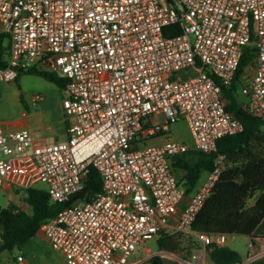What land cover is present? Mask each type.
Returning a JSON list of instances; mask_svg holds the SVG:
<instances>
[{"label":"built area","instance_id":"2783aa9c","mask_svg":"<svg viewBox=\"0 0 264 264\" xmlns=\"http://www.w3.org/2000/svg\"><path fill=\"white\" fill-rule=\"evenodd\" d=\"M0 35L7 61L0 79L37 69L64 81L66 141L36 145L29 130L0 127V193L42 183L53 202L70 203L40 229L66 264H131L140 246L166 233L190 235L206 248L225 245L229 235L192 225L226 156L192 195L172 161L215 153L220 139L243 131L223 87L250 46L253 76L241 88L242 108L264 118V0H0ZM180 121L193 149L167 136ZM90 167L102 191L73 200ZM2 233L0 225V245ZM261 257L251 244L245 264Z\"/></svg>","mask_w":264,"mask_h":264},{"label":"trees","instance_id":"16d2710c","mask_svg":"<svg viewBox=\"0 0 264 264\" xmlns=\"http://www.w3.org/2000/svg\"><path fill=\"white\" fill-rule=\"evenodd\" d=\"M255 51L251 46L244 50L232 84L223 87L226 109L242 122L243 131L220 139L215 153L192 151L172 161L173 171L181 169L184 172L178 180L180 187L187 195H192L200 185L202 173L212 171L220 155L226 156L227 167L192 225L193 231L201 234L252 237L264 219V118L246 112L242 108L244 100L240 98L244 81L251 74ZM6 67L5 37L0 35V70ZM23 74L41 76L61 89L64 86L62 79L48 72L31 69ZM102 186L101 176L94 167H90L83 188L73 200L90 201L102 191ZM24 192L28 210L9 204L0 211L3 230L0 255L4 251L12 252L24 247L37 236L43 223L56 217L70 204L53 202L47 189L39 184L24 189ZM184 241L187 246L182 247ZM157 245L161 254L176 255L185 261L199 249V243L192 236L178 232L162 234ZM207 253L212 264H244L242 256L226 245H209ZM146 264L177 263H170L157 255ZM249 264H264V257Z\"/></svg>","mask_w":264,"mask_h":264},{"label":"rangeland","instance_id":"374dc122","mask_svg":"<svg viewBox=\"0 0 264 264\" xmlns=\"http://www.w3.org/2000/svg\"><path fill=\"white\" fill-rule=\"evenodd\" d=\"M252 74V73H251ZM193 74H182L183 78H188ZM41 99H49L46 114L37 120L39 127L43 124L50 126L52 122L58 123L60 118H64L62 107V89L48 82L41 76L37 75H21L16 81H5L0 79V127L10 128V122L21 114L24 108V102H30L35 97ZM240 98L244 100L240 90ZM171 140L183 142L193 149L194 141L185 121H180L171 126ZM161 138V137H160ZM160 139H150L147 145L159 144ZM174 174L178 180L183 177L184 172L181 169H174ZM208 177V172H203L200 182H204ZM42 185L43 184H39ZM24 196V190L13 185L9 191H1L0 193V211L9 204H18V198ZM28 210V209H26ZM228 246L237 251L243 258H247L251 249L249 247L248 238L245 236H228ZM186 242H183L185 247ZM157 239L146 242L140 246L130 259L131 264H146V262L154 256L160 255ZM23 257V260H19ZM58 254L50 249L47 242L36 236L31 239L24 247L11 251H4L0 255V264H66L62 261Z\"/></svg>","mask_w":264,"mask_h":264},{"label":"crops","instance_id":"0c3cea01","mask_svg":"<svg viewBox=\"0 0 264 264\" xmlns=\"http://www.w3.org/2000/svg\"><path fill=\"white\" fill-rule=\"evenodd\" d=\"M252 74H250L245 79L244 82H248L251 79V77L253 76ZM21 75H23V74H21ZM49 99L50 98H46V99H40L37 101L35 99H32L30 102H24V108H23V111L21 112V114L16 116L10 122V124H9L10 128H3V129H5L7 131L22 130V129L29 130L34 136L36 145L44 144V143H50L51 144L54 142L66 141L68 139L69 135H68V123L66 121L65 111H64V107H63V99H64L63 97H62V107H63V112H64V118H60L58 120V123L52 122L51 125L47 126V127L45 124H43V127L41 128L37 124V120L39 118H41L44 114H46L47 106L49 104ZM159 119L161 121H163L162 117ZM170 134L167 135L168 138H170ZM155 139L162 140V142H159V143H163L167 140L166 136L161 137V138L160 137L155 138ZM201 183H203V182H200V184ZM12 187L13 186L10 187L8 185L3 189V191H5V190L9 191L12 189ZM18 188H20V187H18ZM21 189L24 190V188H21ZM24 198H25V192H24V196L22 198H18V204H15V205L21 209H28L27 205L24 202ZM37 236L40 237L42 240L46 241L48 246L50 247V249L53 250L54 252H56V254H58L60 256L59 258L65 262L63 254L53 248V246L45 238V236L43 235L41 230L38 232ZM232 236H240V235H232ZM245 237L248 238V243H249L250 249H251V244H252L254 246V250H255L256 254L261 255L262 256L261 258H263L264 257V219L262 220V222L258 225L256 230L254 231L252 237H250V236H245ZM225 245L226 246L229 245L228 240L225 243ZM228 247H230V246H228ZM195 254L198 255V258H196V259L193 258V256ZM242 258H243V256H242ZM178 259L183 261V259H181L180 257H178ZM243 259H244V263H247V261H248L247 258H243ZM185 262H187L188 264H212V262L209 259L208 253H207V248L203 245L201 240H199V249L194 250L192 256L189 258L188 261H185Z\"/></svg>","mask_w":264,"mask_h":264},{"label":"water","instance_id":"95a60500","mask_svg":"<svg viewBox=\"0 0 264 264\" xmlns=\"http://www.w3.org/2000/svg\"><path fill=\"white\" fill-rule=\"evenodd\" d=\"M245 264V263H244Z\"/></svg>","mask_w":264,"mask_h":264}]
</instances>
